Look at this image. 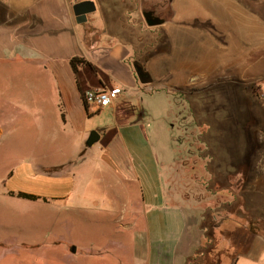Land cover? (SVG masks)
I'll use <instances>...</instances> for the list:
<instances>
[{
	"label": "rangeland",
	"instance_id": "obj_1",
	"mask_svg": "<svg viewBox=\"0 0 264 264\" xmlns=\"http://www.w3.org/2000/svg\"><path fill=\"white\" fill-rule=\"evenodd\" d=\"M32 1L0 3L22 8ZM91 1L96 11L89 15L90 20L111 19L112 6L126 23L143 22L139 13L142 2L158 9L165 3ZM171 1L175 17L163 26L169 29L168 35L163 28L155 30L158 43L152 48L143 38L145 65L152 78L150 90L132 99L125 95L117 115L135 110L132 117L143 125L146 144L159 162L167 200L201 213L205 234L210 226L218 227L227 218L246 220L241 229L224 233L217 248L203 239L201 254L194 259L195 264H231L237 256L264 250V0ZM124 8L127 14L132 13L123 17ZM163 35L166 42H162ZM13 77L0 66V196L2 182L18 162L57 166L72 161L88 134L95 131L85 129L81 137L67 134L60 138L54 132L58 123H48L47 132L39 130L40 124L34 120L22 122L9 103L38 99L40 92H22L18 85L19 90L13 88ZM111 121L104 113L94 114L91 120L102 127H110ZM143 149L136 146L138 159L145 166L148 160ZM94 152L89 151V160ZM57 170L49 168L50 172ZM81 170L75 182L77 186L87 184L88 198L83 203L73 202L71 208L50 211L0 200V214L9 217L5 220L0 215V236L5 239L0 261L145 264L148 241L144 221L136 217L135 186L128 189L130 204L122 208L128 200L126 194L119 193L113 181L108 186L109 180H102L96 165L88 162ZM73 246L78 247L76 255L69 250Z\"/></svg>",
	"mask_w": 264,
	"mask_h": 264
},
{
	"label": "crops",
	"instance_id": "obj_2",
	"mask_svg": "<svg viewBox=\"0 0 264 264\" xmlns=\"http://www.w3.org/2000/svg\"><path fill=\"white\" fill-rule=\"evenodd\" d=\"M171 2V20L152 28L141 20L122 21L112 6L111 19L105 16L104 21L90 20L87 15L86 22L77 25L72 13L75 3L70 0H34L22 8L0 3V66L12 72L13 88L18 85L22 86V92H40L38 99L11 101L9 106L16 109L15 116L25 123L34 120L40 124L39 130L47 132L48 123H58L59 128L54 132L60 138H66L67 134L81 137L85 129L99 130L96 131L98 142L91 148L84 144L77 149L72 161L57 166L18 162L2 182L0 200L17 207L39 206L50 211H62L68 205L71 208L75 201L83 203L88 198L87 184L77 186L76 174L82 172L84 164L91 162L100 170L102 180H109L108 186L113 181L119 193L122 190L127 196L128 189L135 186L138 193L136 217L143 219L148 241L145 264H195L194 259L205 239L202 214L167 200L159 162L154 150L146 144L143 125L132 117L135 110L117 115L125 95L132 99L138 97L139 92L150 90L152 78L145 65L148 60L142 51L143 38L149 40L151 48L158 43L155 30L172 23L175 17ZM128 12L125 9L122 16L132 13ZM163 31L167 34L169 29L163 28ZM161 37L162 42H166L167 36ZM73 59L82 62L77 65L76 74L70 65ZM134 67L141 69L150 82H140ZM114 88L121 90L119 97L100 111L95 112L83 102L82 96L87 90ZM102 113L112 117L110 127L91 122L94 114ZM2 131L0 128V138ZM137 145L146 153L148 164L145 166L138 159ZM92 150L95 152L89 160L88 153ZM69 167L72 170H68ZM49 168L58 170L50 172ZM17 194L36 200H24ZM126 198L122 208L130 204L129 196ZM0 215L5 220L9 218L8 213ZM119 222L114 224L119 225ZM4 240L0 236V246ZM69 250L71 255L79 251L75 246ZM0 264L7 263L0 261ZM231 264H264V250L237 256Z\"/></svg>",
	"mask_w": 264,
	"mask_h": 264
},
{
	"label": "water",
	"instance_id": "obj_3",
	"mask_svg": "<svg viewBox=\"0 0 264 264\" xmlns=\"http://www.w3.org/2000/svg\"><path fill=\"white\" fill-rule=\"evenodd\" d=\"M170 1L171 0H165L163 6L159 7V9L152 3L142 2L140 5V13L144 24L147 27L152 28L161 26L164 23L170 21L172 18ZM94 11L95 5L91 0L80 1L72 6V13L75 18V23L77 25L84 24L86 22V16L94 13ZM133 70L140 82L144 83V79L146 78V76L143 75L141 69L134 67ZM98 140V132H90L87 140L85 141V147L91 148L94 144L98 142Z\"/></svg>",
	"mask_w": 264,
	"mask_h": 264
},
{
	"label": "trees",
	"instance_id": "obj_4",
	"mask_svg": "<svg viewBox=\"0 0 264 264\" xmlns=\"http://www.w3.org/2000/svg\"><path fill=\"white\" fill-rule=\"evenodd\" d=\"M82 62L78 59H73L70 62L71 68L73 70V72L76 74V67L77 65H81ZM143 75L146 76V78L144 79V83H149L150 80L149 78H147V75L143 73ZM18 198L24 199V200H28V201H35L36 198L32 197V196H28V195H24V194H17L16 195ZM243 222L246 223V220L244 218H238V217H233V218H227L225 220H223L218 227L215 226H210L205 234V239L211 243L212 247L217 248L218 245H220V241L219 238L222 237L224 235V233H226L225 235H229L231 233V228L233 229H241V227H243ZM226 227V228H220V227ZM203 229H205L203 227ZM216 229V230H215ZM215 231H218L217 233H215ZM214 248L211 249V252L214 253L215 250ZM210 252V253H211ZM209 253V257H211ZM221 258V257H220Z\"/></svg>",
	"mask_w": 264,
	"mask_h": 264
},
{
	"label": "built area",
	"instance_id": "obj_5",
	"mask_svg": "<svg viewBox=\"0 0 264 264\" xmlns=\"http://www.w3.org/2000/svg\"><path fill=\"white\" fill-rule=\"evenodd\" d=\"M77 3L80 0H70ZM120 95L117 89H100V90H87L83 94V102L86 106L92 107L95 112L108 107L113 100L117 99Z\"/></svg>",
	"mask_w": 264,
	"mask_h": 264
}]
</instances>
